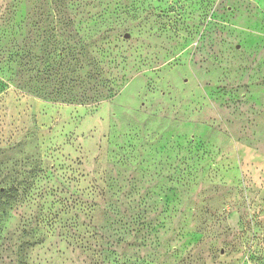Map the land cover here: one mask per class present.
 Wrapping results in <instances>:
<instances>
[{
	"label": "rangeland",
	"instance_id": "obj_1",
	"mask_svg": "<svg viewBox=\"0 0 264 264\" xmlns=\"http://www.w3.org/2000/svg\"><path fill=\"white\" fill-rule=\"evenodd\" d=\"M18 182L0 264H264V0H0V186Z\"/></svg>",
	"mask_w": 264,
	"mask_h": 264
},
{
	"label": "trees",
	"instance_id": "obj_2",
	"mask_svg": "<svg viewBox=\"0 0 264 264\" xmlns=\"http://www.w3.org/2000/svg\"><path fill=\"white\" fill-rule=\"evenodd\" d=\"M53 12V10H52ZM52 12H51V16H52ZM60 11L57 10L56 14H59ZM65 15L64 18L67 17L68 13L65 11L63 13ZM52 23H49L50 29H49V35H48V40L46 43V49H45V57L49 60L50 62V69L53 70V65H64L66 63L65 60V52L68 50V42H64L59 40V32L63 31L68 33L70 36L76 37L78 36V30L76 28H74V24L73 22H71L70 19H63V21H59L56 20V24L53 23L54 21H51ZM39 58L36 57V60H38ZM49 69L46 70V72H48ZM75 74H73L74 72H72L73 75H71L74 79L78 78V76L76 75V70ZM80 71V68L79 70ZM49 75H55L54 73H49ZM54 77V76H53ZM45 87L41 86V87H34V91L36 93H41L43 91H45ZM31 175H32V182L31 184L34 182V180L37 178V175L39 173V169H38V165H37V161L35 162L34 166L32 167L31 171H30ZM30 184V182H29ZM27 182L23 183V182H18L16 185H3L0 186V204L3 207H6L7 205H9L10 203H14L17 198L19 197L20 199H22L24 197V199H26V197L29 196V189ZM1 220V217H0ZM26 230H23L22 232H25ZM26 233V234H25ZM23 233V235L25 234V236H21L22 239L19 243V247H18V251L20 253V256H23L27 249L32 245H35V243L38 242V240H34V239H38V236L35 232H33V230H30L28 232ZM20 236L18 238H21ZM26 237V238H25Z\"/></svg>",
	"mask_w": 264,
	"mask_h": 264
}]
</instances>
